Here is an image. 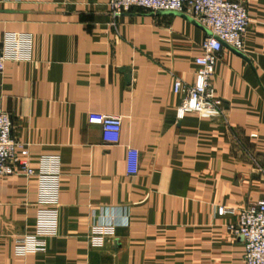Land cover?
I'll list each match as a JSON object with an SVG mask.
<instances>
[{
    "label": "crops",
    "instance_id": "1",
    "mask_svg": "<svg viewBox=\"0 0 264 264\" xmlns=\"http://www.w3.org/2000/svg\"><path fill=\"white\" fill-rule=\"evenodd\" d=\"M108 1L0 0V112L33 165L58 154L62 166L58 234L44 252L16 253L35 232L37 178L0 177V264H244L228 225L264 199V0H238L246 58L219 52L224 116L182 119L173 83L195 82L208 31L140 7L114 16ZM106 114L122 117L120 133L103 129Z\"/></svg>",
    "mask_w": 264,
    "mask_h": 264
},
{
    "label": "built area",
    "instance_id": "2",
    "mask_svg": "<svg viewBox=\"0 0 264 264\" xmlns=\"http://www.w3.org/2000/svg\"><path fill=\"white\" fill-rule=\"evenodd\" d=\"M112 15L119 16L133 7L145 10L176 11L192 17L208 34L201 44L202 54L195 58L196 79L193 84L176 78L173 91L182 96L176 109V117L182 119L188 113H197L202 118L224 116L223 100L218 97L213 85L214 68L219 52L224 45L241 53L245 51V35L250 16L247 6L238 0H109ZM7 66L4 47L0 48V73ZM102 127L106 131L120 133L122 117L104 115ZM253 136H256L253 134ZM128 172L138 173L140 151L128 150ZM61 157L58 154H42L37 165L31 161L28 144L20 141L14 133V121L8 112H0V177L22 173L36 177L38 181V209L35 232L17 240L16 253L44 252L47 238L58 234L61 194ZM260 171H263L260 168ZM220 212L227 207L221 206ZM234 212V210H232ZM228 230L244 243V264H264V199L239 209L236 219Z\"/></svg>",
    "mask_w": 264,
    "mask_h": 264
},
{
    "label": "water",
    "instance_id": "3",
    "mask_svg": "<svg viewBox=\"0 0 264 264\" xmlns=\"http://www.w3.org/2000/svg\"><path fill=\"white\" fill-rule=\"evenodd\" d=\"M159 13H170V14H178V15H181L187 19H189L190 21H193L194 23L200 25L196 20H194L192 17L188 16V15H185L183 13H180V12H176V11H159ZM202 27V25H200ZM226 45V44H225ZM234 50V49H233ZM236 53H238L239 55L243 56L246 58L245 54L244 53H241L237 50H234Z\"/></svg>",
    "mask_w": 264,
    "mask_h": 264
}]
</instances>
